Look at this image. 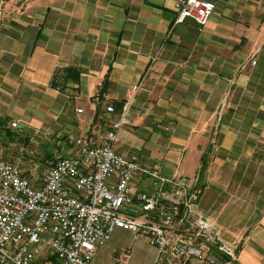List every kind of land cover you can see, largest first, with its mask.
<instances>
[{
    "label": "crops",
    "instance_id": "obj_1",
    "mask_svg": "<svg viewBox=\"0 0 264 264\" xmlns=\"http://www.w3.org/2000/svg\"><path fill=\"white\" fill-rule=\"evenodd\" d=\"M210 1L199 30L174 24L177 0H0V132L96 135L125 113L116 152L196 178L236 264H264V0Z\"/></svg>",
    "mask_w": 264,
    "mask_h": 264
},
{
    "label": "built area",
    "instance_id": "obj_2",
    "mask_svg": "<svg viewBox=\"0 0 264 264\" xmlns=\"http://www.w3.org/2000/svg\"><path fill=\"white\" fill-rule=\"evenodd\" d=\"M214 8L210 0H177L174 24L189 18L202 30ZM105 111L113 113V105ZM124 114L107 130L74 137L39 187L24 175L23 162L6 161L0 149V264H90L116 228L147 239L156 249L153 264L237 263V251L220 228L197 210L196 178L166 176L115 151ZM136 172L152 182L135 191ZM130 257L129 250L118 256L122 262Z\"/></svg>",
    "mask_w": 264,
    "mask_h": 264
},
{
    "label": "rangeland",
    "instance_id": "obj_3",
    "mask_svg": "<svg viewBox=\"0 0 264 264\" xmlns=\"http://www.w3.org/2000/svg\"><path fill=\"white\" fill-rule=\"evenodd\" d=\"M142 83H139L140 88ZM68 130L70 129L67 128V131L60 132L58 137L55 134L52 135V131L44 129L30 128L26 125L21 128L7 125L6 129L0 132L2 156L8 162H16L18 159L23 162L24 167L32 172V175H26V177L35 187H39L52 160L56 156L65 154L71 148L74 137L79 136L78 131L68 134ZM61 133H64V136ZM60 138L64 141L59 140ZM144 151L146 152L135 154L139 165L148 170L162 171L161 164L156 162L157 160L143 161L148 150L144 149ZM122 155L129 157L127 153L122 152ZM177 170L180 171L179 166ZM137 176H139L138 172L131 183L132 189L135 191L144 189L146 183L152 182L149 177L144 176V180H141ZM150 247L147 239H133L129 231L116 228L111 233L108 242L97 250L90 264H149ZM126 250L130 251L131 257L127 262H122L118 256ZM163 258L164 253L161 254L159 262Z\"/></svg>",
    "mask_w": 264,
    "mask_h": 264
},
{
    "label": "trees",
    "instance_id": "obj_4",
    "mask_svg": "<svg viewBox=\"0 0 264 264\" xmlns=\"http://www.w3.org/2000/svg\"><path fill=\"white\" fill-rule=\"evenodd\" d=\"M78 76H79V70L76 68L69 67V68L57 69L52 79V86L61 90L64 81H67L69 78L77 80Z\"/></svg>",
    "mask_w": 264,
    "mask_h": 264
},
{
    "label": "water",
    "instance_id": "obj_5",
    "mask_svg": "<svg viewBox=\"0 0 264 264\" xmlns=\"http://www.w3.org/2000/svg\"><path fill=\"white\" fill-rule=\"evenodd\" d=\"M21 127H22V125H21V124H19V125H18V128H21Z\"/></svg>",
    "mask_w": 264,
    "mask_h": 264
}]
</instances>
